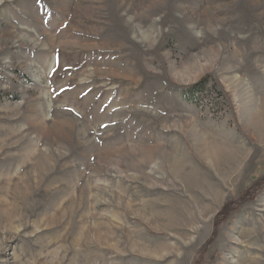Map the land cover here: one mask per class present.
I'll list each match as a JSON object with an SVG mask.
<instances>
[{
  "label": "rangeland",
  "instance_id": "rangeland-1",
  "mask_svg": "<svg viewBox=\"0 0 264 264\" xmlns=\"http://www.w3.org/2000/svg\"><path fill=\"white\" fill-rule=\"evenodd\" d=\"M0 264H264V0H0Z\"/></svg>",
  "mask_w": 264,
  "mask_h": 264
},
{
  "label": "built area",
  "instance_id": "built-area-1",
  "mask_svg": "<svg viewBox=\"0 0 264 264\" xmlns=\"http://www.w3.org/2000/svg\"><path fill=\"white\" fill-rule=\"evenodd\" d=\"M210 93H213V92H210V89H204L203 91L200 90L198 92V94L200 95L201 103H203V105H204V103L207 104L209 102Z\"/></svg>",
  "mask_w": 264,
  "mask_h": 264
}]
</instances>
